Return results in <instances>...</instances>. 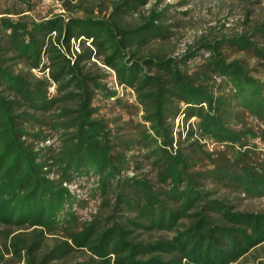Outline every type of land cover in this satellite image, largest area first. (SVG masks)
Listing matches in <instances>:
<instances>
[{
    "label": "trees",
    "instance_id": "16d2710c",
    "mask_svg": "<svg viewBox=\"0 0 264 264\" xmlns=\"http://www.w3.org/2000/svg\"><path fill=\"white\" fill-rule=\"evenodd\" d=\"M147 1L110 0L104 13L100 2L83 0L63 1L66 13L37 17L33 3L0 13V264L5 254L54 263L74 250L89 255L75 264H231L264 244V211L237 210L206 185L264 195V159L249 143L264 127L258 133L246 120L264 126V76L225 52L264 58L253 38H264V24L172 55L163 47L171 32L165 9L140 12ZM134 12L136 22L126 18ZM105 67L120 91L107 83ZM95 100L131 102L141 119L118 130ZM45 124L60 132L57 144H44L54 137ZM204 138L225 149L208 152ZM204 159L211 165L198 167ZM143 160L154 182L126 173ZM89 175L112 207L111 221L74 227L82 201L67 184ZM59 230L62 238L46 246L47 234ZM138 230L172 234L148 240Z\"/></svg>",
    "mask_w": 264,
    "mask_h": 264
},
{
    "label": "rangeland",
    "instance_id": "374dc122",
    "mask_svg": "<svg viewBox=\"0 0 264 264\" xmlns=\"http://www.w3.org/2000/svg\"><path fill=\"white\" fill-rule=\"evenodd\" d=\"M63 1L70 0H0V13L5 10H17L23 9L33 3L31 13L35 16H42L50 12H63L66 11L63 8ZM74 2L75 0H71ZM83 4H91L94 2H100V6L103 8V13L108 12L110 9V0H83ZM152 4H156L158 8H164L167 14L166 23L170 24L169 39L163 44L165 49L172 55L181 53L188 45L199 42L202 39H220L223 36H230L237 33H254L253 28L256 24H264V0H148L145 5L139 8L140 12H146ZM96 9V8H95ZM78 11L77 13H80ZM94 13H97L95 10ZM127 19L136 22L139 20L138 12H134L128 16ZM253 38L262 46H264V38H261L257 33H254ZM160 42H152L151 47H159ZM76 45V44H75ZM226 54L229 57H243L247 60L250 67L254 68V73L260 76H264V58H257L252 52L239 50L236 47H229L226 49ZM199 60V58H196ZM108 72L106 78L107 83L114 85L119 91V86H116L112 71L105 67ZM36 75H42V72L33 70ZM53 90V87H51ZM130 101V98H129ZM95 103L101 105L99 115L104 116L112 127L123 129L127 131L132 125L141 119L142 110L140 107L133 106L131 102H128V106H121L118 103H114L113 100L100 101L95 100ZM246 120L250 125L254 126V129L261 133L260 129L264 126L257 127V121L251 120V117H246ZM193 121L191 117L187 122ZM182 115H179L174 120V127L176 130L182 126ZM259 126V125H258ZM39 128L36 126L35 129ZM43 131H51L48 125H42ZM53 133V139L44 142L58 143L60 139L59 131H51ZM249 143L254 145L257 152L256 159H264V136H256L249 139ZM203 147L208 152H219L225 149L223 145L215 143L210 139L204 138L201 140ZM216 152L212 155L213 158L218 155ZM134 155H139L142 150L134 148L130 151ZM135 158L134 160H137ZM200 165L208 164V160H203L198 163ZM130 168L126 173L131 175L136 173L139 177L148 178L152 182L155 181V169L147 160L140 162L138 168ZM68 187L75 193L76 197L82 201L81 204L75 206L77 212V222L74 227H79L83 221H88L92 218H98L101 223L105 225L111 221L109 215L112 212V207L101 202L102 196L99 191L95 190L97 185L96 177L89 175L87 178H80L75 182L67 184ZM207 187L213 189L214 194L223 196L232 204L237 210H249V211H264V195L262 196H248L234 189L232 185L223 186L219 183H206ZM119 212V211H118ZM128 213V212H123ZM119 217V216H118ZM120 218V217H119ZM121 219V218H120ZM1 227V226H0ZM28 230V229H27ZM138 238L154 239L159 236L168 237L172 232L164 230H153L150 232H144L138 230L135 232ZM64 235L63 231H57L54 234H47L45 242L46 246H50L56 239H61ZM88 253L81 250H74L64 259L55 261L64 264H75L78 261H82L88 258ZM4 257H8L6 264H22L16 262L14 258H9L8 254ZM54 262V263H55ZM50 262L48 264H54ZM231 264H264V244L251 250L243 257Z\"/></svg>",
    "mask_w": 264,
    "mask_h": 264
},
{
    "label": "built area",
    "instance_id": "2783aa9c",
    "mask_svg": "<svg viewBox=\"0 0 264 264\" xmlns=\"http://www.w3.org/2000/svg\"><path fill=\"white\" fill-rule=\"evenodd\" d=\"M68 186V185H67Z\"/></svg>",
    "mask_w": 264,
    "mask_h": 264
}]
</instances>
